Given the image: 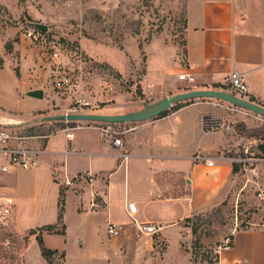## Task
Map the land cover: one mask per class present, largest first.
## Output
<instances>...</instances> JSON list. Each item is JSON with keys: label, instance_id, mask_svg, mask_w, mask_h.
<instances>
[{"label": "crops", "instance_id": "0c3cea01", "mask_svg": "<svg viewBox=\"0 0 264 264\" xmlns=\"http://www.w3.org/2000/svg\"><path fill=\"white\" fill-rule=\"evenodd\" d=\"M186 9L185 53L180 56L161 50L153 62L149 57L142 80L145 91L166 96L182 83L178 76L183 72L195 76L194 87L228 90L215 85L226 86L229 74L237 70L248 86V96L264 103V0H188ZM28 65L26 62L25 66ZM37 74L29 73L28 68L21 69L16 78L21 90L18 100L28 107L22 110L0 100V119L13 118L2 112L23 118L65 112L58 109L57 93L33 84L31 77ZM37 89L43 91V97L29 95ZM190 101L166 115L124 126L123 134L119 135L123 138L121 146L115 145L111 138H103V130L109 126L106 123L49 122L59 128L75 127V135L70 141L66 132L60 130L33 141L35 146L46 149L39 154L36 165L27 169H31L29 174L37 189L31 209L38 223L25 227L30 219L23 215L24 208L20 205L24 206L29 198L23 181L16 189L19 231L57 224L63 187L65 233L39 232L48 248L56 250L55 254H64V264L73 262V244L83 261L87 259L85 254L91 253L89 258L101 255L105 264H192L191 252L183 251L185 247L191 249L192 242L183 222L221 205L234 187L237 172L233 167L234 156L226 153L232 146L228 127L214 115L216 102ZM126 111L124 107H105L96 112ZM206 116L217 121L215 129L203 126L202 119ZM198 151L215 158L214 164L196 163L193 156ZM262 172L264 175V164ZM45 184L54 189L51 219H48L49 197L39 192ZM71 208L75 223L68 220ZM130 214L138 223L155 224L158 230L152 235L142 233L143 237L137 239L139 230ZM100 223L105 227L103 235L101 228H97ZM109 223H125L126 230L114 238L108 233ZM30 238H36V234ZM48 239L56 241L52 245ZM24 264L49 262L40 245L39 249L31 248L29 240ZM218 264H264V228L236 231L233 245L219 255Z\"/></svg>", "mask_w": 264, "mask_h": 264}, {"label": "rangeland", "instance_id": "374dc122", "mask_svg": "<svg viewBox=\"0 0 264 264\" xmlns=\"http://www.w3.org/2000/svg\"><path fill=\"white\" fill-rule=\"evenodd\" d=\"M187 1L0 0V100L11 107L27 109V103H19L21 90H18L16 81L23 68H28V72L35 75L38 71L37 76L31 77L34 78L31 79L33 84L44 86L60 97L58 109L65 112L53 114L73 112V109H79L81 102H90V106L83 105L87 112L97 113L105 107H124L129 112L162 98L155 91L146 92L142 80L148 70L149 57L153 62L161 50L184 55ZM29 22L48 26L47 42L35 43L23 35ZM55 50L59 52V59L51 56ZM26 62H29L28 67ZM60 73H69L72 84L56 88L54 80ZM195 84L182 81L174 92L167 95L201 88L194 87ZM226 86L229 87L228 83ZM204 99L216 102L215 118L228 127L232 146L226 153L243 159L236 161L237 176L226 204L194 214L189 222H183L187 224L192 238L191 249L185 247L183 251H192V263L216 264L219 254L215 249L224 244L229 236H234L241 229L264 228V199L258 196L259 192H264V151L260 148L264 146V136L257 134V130L264 127V116L222 100ZM184 103L186 101H181V104ZM11 113L2 112L16 119L25 118ZM39 117L42 115L34 118ZM29 118L31 116L26 117L23 123L34 126L37 132L59 128L57 124L33 122L34 118ZM131 123L117 125L116 130L122 132L124 126ZM30 172L31 169L19 168L13 175L3 178L5 184L13 187L11 191L15 197L18 186L26 181L25 192L29 198L24 206L20 205L24 208L23 215L30 219L26 222L27 228L38 223L31 209L34 206L32 197L37 189ZM53 191L48 184L39 191L49 197L48 219L53 218ZM68 220L75 223L73 208L68 211ZM18 226L10 235L13 240L10 249L0 243V264H24L29 240L31 248L39 249L37 239L30 238L33 234L37 235L39 229L21 233ZM97 228H101L99 231L103 235L104 225L100 223ZM142 235L139 231L137 239ZM3 239L4 236L0 235V241ZM48 241L53 245L56 239ZM72 248L74 259L70 264H105L101 255L89 258L91 253H86L87 259L83 261L76 251L78 247L73 244ZM53 263L64 264V254H55Z\"/></svg>", "mask_w": 264, "mask_h": 264}, {"label": "built area", "instance_id": "2783aa9c", "mask_svg": "<svg viewBox=\"0 0 264 264\" xmlns=\"http://www.w3.org/2000/svg\"><path fill=\"white\" fill-rule=\"evenodd\" d=\"M24 29L25 31L23 32V35L32 42L44 43L49 39L48 30H43L36 23L29 22L27 26L24 27ZM51 56L54 59H59V52L55 50ZM178 77L181 81L188 82L189 85L196 82L195 76L188 72L180 73ZM72 81V76L69 73H60V75L56 76L54 84L56 88L60 89L71 85ZM227 83L229 87L226 91L249 99L248 86L243 79L242 73L237 70H233L227 77ZM83 105L90 106V102H81L79 109L75 108V110L73 109V112H87L85 111L86 107ZM35 116H32L31 118L33 119ZM25 120L27 119H0V235L4 236V239L0 241V243L8 249H10L13 245V240L10 235L14 234V228L18 226V218L16 213V197L11 191V188L13 187H10V185H7L5 182H3L4 176L7 178V176L13 175L14 172L19 168L29 169L36 165L39 154L44 152L46 149L42 145L38 147L35 146L33 144L34 140L48 138L56 131L60 130L66 132V135L70 141L75 135V127L69 125L60 127L59 129H53L51 131L37 132L34 126H27L25 123H23ZM33 122L46 123L41 121V117L34 118ZM202 124L208 130H213L217 126L216 121L209 116H206L202 119ZM123 132L124 131L118 132L115 127L109 125L103 130V138H111L115 145L121 146L123 144V138L118 135L120 133L122 134ZM122 155L125 156L126 153ZM193 160L196 163L204 162L209 166H212L215 162V158L205 155L200 151L194 154ZM232 160L233 162L243 161V159L237 157H233ZM67 183L70 184V180H68ZM258 196L259 198L264 199V192H259ZM130 216L132 217L135 226H137L140 232L147 235H152L158 230V227L155 224L144 222L138 223L132 214H130ZM125 230V223H109L108 225V233L114 238H119ZM231 246L232 243L228 238L224 244L218 245L215 251L220 255L225 250L231 248Z\"/></svg>", "mask_w": 264, "mask_h": 264}, {"label": "water", "instance_id": "95a60500", "mask_svg": "<svg viewBox=\"0 0 264 264\" xmlns=\"http://www.w3.org/2000/svg\"><path fill=\"white\" fill-rule=\"evenodd\" d=\"M37 25L43 30L48 29V26L45 24L37 23ZM29 95L41 98L43 97V91L41 89L33 90L29 93ZM204 98H214L217 100H222L264 116V105L238 96L226 90L200 88L188 90L185 92H179L172 96L166 95L152 103H144L143 107L138 110L125 113L102 114L93 112H67L42 116L41 121H95L111 124L121 122H140L160 116L165 110L170 109L174 104L178 102Z\"/></svg>", "mask_w": 264, "mask_h": 264}, {"label": "trees", "instance_id": "16d2710c", "mask_svg": "<svg viewBox=\"0 0 264 264\" xmlns=\"http://www.w3.org/2000/svg\"><path fill=\"white\" fill-rule=\"evenodd\" d=\"M215 86L216 87L222 86L224 88L227 87V86H223V85H220V84H216ZM249 99L251 101H254V102L256 101L255 98H253V97H249ZM188 102H191V101H186V103H188ZM259 104L264 105V103H261V102H259ZM181 106H183V104H181V102H180L175 107L173 106L172 108L165 110L160 116L166 115L171 110L179 109ZM72 123H74V122H72ZM102 123H104V122H102ZM106 124L116 127L117 125L123 124V122H121V123H114V124L106 123ZM257 132H258L257 134L264 136V127L258 129ZM260 148L264 151V146L263 145H261ZM233 167H234V171L237 172L238 171V164H237V162H233ZM225 204H226V200L221 205H225ZM65 205H66V193H65V188L62 187L61 188V191H60L59 200H58V223L57 224L45 225V226L39 228V230L40 231L41 230H47L49 232L64 234L65 233V226L63 224V221H64L63 219H64V212H65ZM190 220H191V217L186 218L185 221H188L189 222ZM59 224L62 226L61 229L58 228L59 227ZM184 225L187 226V224H184ZM228 238L230 239V241H231V243L233 245L234 236H229ZM36 239H37V241H38V243L40 245V249H41L42 255L49 262V264H54L53 263V256L55 255V253L57 251L56 250H53V249H50V248H48L45 245L44 240H43V237H42V234L40 232L36 235ZM218 261H219V256H218V260H217L216 264H218ZM192 264H200V263H198L197 261H194Z\"/></svg>", "mask_w": 264, "mask_h": 264}]
</instances>
